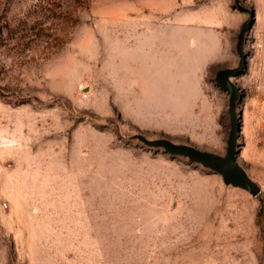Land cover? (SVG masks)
<instances>
[{
    "label": "rangeland",
    "instance_id": "obj_1",
    "mask_svg": "<svg viewBox=\"0 0 264 264\" xmlns=\"http://www.w3.org/2000/svg\"><path fill=\"white\" fill-rule=\"evenodd\" d=\"M240 29L237 88L264 0H0V264H264V130L255 195L158 145L224 154ZM212 35L231 63L191 61Z\"/></svg>",
    "mask_w": 264,
    "mask_h": 264
},
{
    "label": "water",
    "instance_id": "obj_2",
    "mask_svg": "<svg viewBox=\"0 0 264 264\" xmlns=\"http://www.w3.org/2000/svg\"><path fill=\"white\" fill-rule=\"evenodd\" d=\"M241 29L237 40V51L240 57L238 66L234 69H221L214 75L215 85L228 93L227 115L229 118V131L225 140V151L223 155H217L204 151H199L189 145L171 144L166 140H161L158 145L164 148V151L169 154L182 155L188 158L189 161H194L204 167L217 172L224 183L245 190L251 195L257 194L258 186L252 182L243 169L236 162V155L239 152L237 146V138L240 134V116L237 117L235 105L240 99L241 94L238 88L231 83L227 78L236 76L242 67L244 60L240 53ZM240 146V145H239Z\"/></svg>",
    "mask_w": 264,
    "mask_h": 264
},
{
    "label": "crops",
    "instance_id": "obj_3",
    "mask_svg": "<svg viewBox=\"0 0 264 264\" xmlns=\"http://www.w3.org/2000/svg\"><path fill=\"white\" fill-rule=\"evenodd\" d=\"M209 41V45L205 48L190 52L191 61L199 60L198 63L201 61L209 63L232 62V49L226 37L224 43L220 42L215 35H212ZM160 67L163 70L164 67ZM160 67L155 66L156 70H159ZM197 67V65L192 67V73H197ZM236 84L242 100L240 131L242 117L246 115H249L250 123L255 126L256 131L264 130V33L258 37V44L248 57L246 70L237 77Z\"/></svg>",
    "mask_w": 264,
    "mask_h": 264
}]
</instances>
